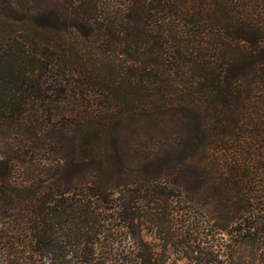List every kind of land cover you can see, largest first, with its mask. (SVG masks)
<instances>
[{"label":"trees","instance_id":"obj_1","mask_svg":"<svg viewBox=\"0 0 264 264\" xmlns=\"http://www.w3.org/2000/svg\"><path fill=\"white\" fill-rule=\"evenodd\" d=\"M64 4L69 13L51 25L38 16L16 20L0 3V35L21 34L23 28L65 34L55 48L81 57L89 80L104 85L107 101L94 116L111 145L122 120L142 121L147 129L146 122L154 120L151 130L158 129L138 133L141 181L132 187L113 190L102 168L92 171L89 183L75 182L73 177L91 166L77 153L56 166L24 164L15 157L24 168L0 157V264H166L143 238V229L163 248L188 250L190 264H264L260 190H237L227 207L238 206L241 214L221 216L226 227L206 224L201 237L193 238L189 214L204 201L209 152L223 153L220 162L211 155L210 164L218 175L224 161L221 176L226 172L229 181L240 160L227 161L228 154L243 159L240 179L255 176L248 169L264 161L258 151L264 149V0ZM100 36L112 44L109 55L79 46ZM39 42L32 36L21 42L0 37V127L17 125L35 110L33 99L44 94L43 50L50 41ZM123 55L130 65L124 70L118 63ZM102 68L108 81L98 79Z\"/></svg>","mask_w":264,"mask_h":264},{"label":"rangeland","instance_id":"obj_2","mask_svg":"<svg viewBox=\"0 0 264 264\" xmlns=\"http://www.w3.org/2000/svg\"><path fill=\"white\" fill-rule=\"evenodd\" d=\"M0 3L6 7V12L9 11L8 14L16 20L38 16L46 24L57 25L62 20V15L69 13L66 11L64 0H0ZM20 30H22L21 34L20 32L17 34L12 32L11 35L4 33L0 37L6 35L13 39L20 38L21 42L24 36H32L40 41V44H44L41 40H49L50 42L46 43L48 48L43 50V58L47 59L48 71L43 72V77H45L44 94L41 98L33 99L35 104L33 111L36 112L26 113L17 125L0 127V157L10 160L14 165L20 163L13 160L19 156L20 160L26 162L24 164L30 162L56 166L63 164L67 156L77 153L84 160H91V166L83 174H76L73 177L75 182L89 183L93 179L92 171L95 172L102 168V170L106 169L105 178L113 190L120 186L132 187L138 184L141 181L138 173V159L142 149L139 146L138 133L141 135L146 130H151V125L155 123L154 120L146 122L149 129L144 128L143 125L141 127L142 121L136 122L135 120L133 123H128L122 120L116 125V141L112 145L108 143L106 127L102 123L96 122L94 116V113L101 110L107 101L104 85L92 79L93 85L92 80H89V70L84 69L81 57L72 56L68 50L55 48L58 44L56 42L58 36L61 38L65 34L50 32L33 34L26 31V28ZM110 45L112 46L103 36L79 43V46L86 47V53L101 55L110 54ZM119 60L118 63L123 70L130 66L126 56L123 55ZM40 71L39 69L36 73L39 74ZM98 79L108 81L106 68H102L99 72ZM163 122L168 127V118L163 119ZM155 129L158 128H152L151 131ZM133 131L136 132L135 135H132ZM130 136L136 137L131 140ZM258 151L260 154L264 153L262 148ZM93 154H96L95 159L91 157ZM211 155L213 160L218 162L224 160L222 152H209V160L204 170V180L207 183L203 189L202 200L204 201H201L195 210L189 209L192 225L188 222L187 224L191 225L193 229L191 232L193 238L196 235L201 237L202 228L208 223L226 227L228 223L221 221V216L233 218L241 214L240 207H227L231 203L229 199L235 194L239 192L244 194L245 191H250L253 194L255 190H260L258 195L264 196V161L261 165H251L248 169V172L255 176L240 179L239 176H242L244 172L240 170L244 168L243 159L241 157L232 158V154H228L227 161L240 160L235 165L238 173L229 181L226 172L221 176L223 168L226 167L224 161L220 166L222 171L218 172V175L214 174V164H210L212 162ZM75 162H73V166ZM24 164L20 163L23 168ZM22 171L23 169L17 171L20 178H22L20 176ZM60 177L63 176L60 175ZM215 181H217L216 185ZM235 182L238 185L237 189L231 185ZM221 184L223 185L222 194L217 191ZM219 232L225 235L223 230L219 229ZM142 235L148 243L165 256L166 264H190L188 250L181 246L171 247L170 245L163 248V243L153 233L145 229H143ZM244 253L243 260L248 261L250 254L248 249H245Z\"/></svg>","mask_w":264,"mask_h":264}]
</instances>
